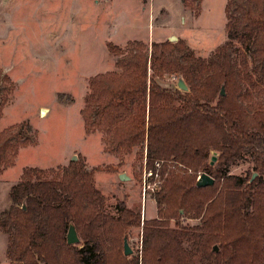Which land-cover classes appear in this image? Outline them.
<instances>
[{
    "label": "trees",
    "instance_id": "obj_1",
    "mask_svg": "<svg viewBox=\"0 0 264 264\" xmlns=\"http://www.w3.org/2000/svg\"><path fill=\"white\" fill-rule=\"evenodd\" d=\"M250 1L241 19L228 22L225 48L239 43L264 58V0ZM108 47L118 71L89 79L84 121L123 153L145 150L144 170L159 189L153 188L157 216L142 224L140 211L121 200L115 214L103 213L93 173L77 161L61 175L30 167L11 187L12 205L0 216L8 258L17 264H264V109L249 118L230 97L227 67L195 57L181 40L154 41L150 49L143 40ZM167 73L187 89L162 87L158 79ZM16 138L0 131V172ZM246 157L250 169L231 173ZM201 173L213 184L197 186ZM182 215L199 222L178 225ZM172 218L175 227L168 225ZM70 225L77 243H67ZM140 226L141 249L125 254L129 230Z\"/></svg>",
    "mask_w": 264,
    "mask_h": 264
},
{
    "label": "rangeland",
    "instance_id": "obj_2",
    "mask_svg": "<svg viewBox=\"0 0 264 264\" xmlns=\"http://www.w3.org/2000/svg\"><path fill=\"white\" fill-rule=\"evenodd\" d=\"M250 0H0V131L17 134L16 149L0 172V216L12 205L10 189L30 167L61 175L71 161L93 173L103 195L101 210L115 214L116 202L140 211L141 222L157 216L145 150L126 154L110 145L83 109L89 79L118 69L108 44L183 41L195 57L227 67L230 97L251 118L264 109V58L239 43L226 49L227 24L241 19ZM174 38V39H173ZM179 76L165 74L162 87L178 88ZM180 89V88H179ZM182 90V89H181ZM226 94L225 89L223 95ZM93 119L90 120L92 122ZM213 155L216 153L211 152ZM249 158L230 172L245 174ZM264 181V176H262ZM149 185V188L147 187ZM185 215L178 225H194ZM177 221L170 219L169 227ZM130 254L142 246V227L129 230ZM9 234L0 226V264Z\"/></svg>",
    "mask_w": 264,
    "mask_h": 264
},
{
    "label": "water",
    "instance_id": "obj_3",
    "mask_svg": "<svg viewBox=\"0 0 264 264\" xmlns=\"http://www.w3.org/2000/svg\"><path fill=\"white\" fill-rule=\"evenodd\" d=\"M177 85H178V88L182 90L187 89V86L185 85L182 79L178 80ZM223 90H224L223 87H221V94H223ZM213 182H214V179L211 176H209L206 173H201L197 178L196 185L197 186L212 185ZM66 239H67V243L69 244L77 243L79 241V237L73 225L69 226L67 234H66ZM123 246H124L125 254H130L131 250L128 247L127 241H124Z\"/></svg>",
    "mask_w": 264,
    "mask_h": 264
},
{
    "label": "built area",
    "instance_id": "obj_4",
    "mask_svg": "<svg viewBox=\"0 0 264 264\" xmlns=\"http://www.w3.org/2000/svg\"><path fill=\"white\" fill-rule=\"evenodd\" d=\"M155 166L158 167V166H159V163L156 162V163H155ZM144 173L147 174L148 177H151V176L153 175L151 170H144ZM149 183H150V182H149ZM150 184H151V183H150ZM150 184H149V185H150ZM147 185H148V184H147ZM149 185L147 186L148 188H149ZM153 188H158V185L155 184V183H153L151 189H153Z\"/></svg>",
    "mask_w": 264,
    "mask_h": 264
}]
</instances>
